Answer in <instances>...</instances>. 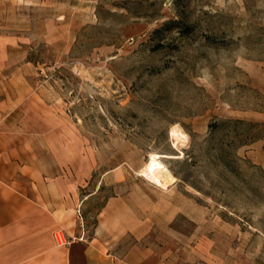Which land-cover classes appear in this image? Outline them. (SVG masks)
Masks as SVG:
<instances>
[{
  "label": "rangeland",
  "instance_id": "obj_1",
  "mask_svg": "<svg viewBox=\"0 0 264 264\" xmlns=\"http://www.w3.org/2000/svg\"><path fill=\"white\" fill-rule=\"evenodd\" d=\"M13 5L8 23L28 32L36 66L23 117L30 131L45 120L47 150L75 185L77 228L91 235L115 200L111 220L134 229L111 242L122 252L264 264V0ZM152 153L173 176L163 186L142 174Z\"/></svg>",
  "mask_w": 264,
  "mask_h": 264
},
{
  "label": "crops",
  "instance_id": "obj_2",
  "mask_svg": "<svg viewBox=\"0 0 264 264\" xmlns=\"http://www.w3.org/2000/svg\"><path fill=\"white\" fill-rule=\"evenodd\" d=\"M9 1L13 7L40 5V0H0V264H155L147 248L135 245L122 252L111 244L134 232L111 220L119 201L105 205L106 214L91 235L77 228L75 185L61 177L60 163L47 150L44 130L38 128L45 120H37V129L30 131L23 117L38 97L29 83L36 66L23 51L28 32L8 23L13 18L4 9Z\"/></svg>",
  "mask_w": 264,
  "mask_h": 264
},
{
  "label": "bare ground",
  "instance_id": "obj_3",
  "mask_svg": "<svg viewBox=\"0 0 264 264\" xmlns=\"http://www.w3.org/2000/svg\"><path fill=\"white\" fill-rule=\"evenodd\" d=\"M169 133L177 142L186 139L185 132L177 125H173L170 128ZM142 174L147 178H149V180L155 181L160 186L161 185L163 186L166 177L169 179L171 178L173 179L171 173L165 168L163 163L159 160V154L157 153L150 154L149 161L142 168Z\"/></svg>",
  "mask_w": 264,
  "mask_h": 264
},
{
  "label": "trees",
  "instance_id": "obj_4",
  "mask_svg": "<svg viewBox=\"0 0 264 264\" xmlns=\"http://www.w3.org/2000/svg\"><path fill=\"white\" fill-rule=\"evenodd\" d=\"M228 121H224V120H221V121H214V122H212L211 123V125H210V127H211V130L212 129H216V128H219L221 125H223V124H225V123H227ZM234 122H242V120H239V119H237V120H234Z\"/></svg>",
  "mask_w": 264,
  "mask_h": 264
}]
</instances>
